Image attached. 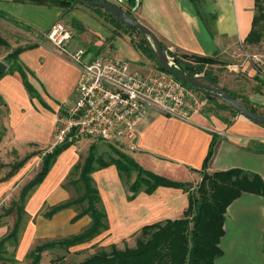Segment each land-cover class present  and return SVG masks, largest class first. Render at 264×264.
Here are the masks:
<instances>
[{
  "label": "crops",
  "instance_id": "0c3cea01",
  "mask_svg": "<svg viewBox=\"0 0 264 264\" xmlns=\"http://www.w3.org/2000/svg\"><path fill=\"white\" fill-rule=\"evenodd\" d=\"M128 7L173 52L214 56L219 60L232 58L240 50L257 13L256 0H136L134 6L128 3ZM57 20L75 29L76 36L68 45V52L39 42L20 54L21 61L34 72L29 79L41 98L31 96L21 74L10 72V66L0 74V97L10 110L9 130L15 134V141L33 143L35 147L51 143L57 114L74 102L81 65L69 53L84 48L83 61H90L102 54L99 50L109 37V30L81 4L63 7L34 0H0L2 34L20 29L47 37ZM242 64L243 71L257 75L248 61ZM18 98L25 101L23 107L19 106ZM214 134L217 143L208 163L209 172L239 167L264 178V125L224 109L201 111L190 119L151 112L139 125L133 156L147 170L172 180L197 183ZM77 148L74 143L58 155L25 203V208L27 204L33 209L47 205L43 213L46 218L70 216L74 232L65 237L81 232L92 221L90 215L75 219L79 212L75 206L45 216L51 206L73 198L62 182L79 164ZM92 176L108 215L113 240L137 234L146 224L182 218L189 205L188 192L169 186H159L152 193L141 190L130 198L127 180L120 176L115 164L95 170ZM3 186L5 183L0 184V188ZM219 245L223 253L215 264H264L263 195L244 192L229 205Z\"/></svg>",
  "mask_w": 264,
  "mask_h": 264
},
{
  "label": "trees",
  "instance_id": "16d2710c",
  "mask_svg": "<svg viewBox=\"0 0 264 264\" xmlns=\"http://www.w3.org/2000/svg\"><path fill=\"white\" fill-rule=\"evenodd\" d=\"M34 1L63 7L78 4V2L73 0ZM128 3L134 6L136 0H128ZM256 6L258 12L261 8V0H256ZM92 7L101 10L104 9L97 6ZM104 10L116 22L123 23L133 28L123 20L115 17L109 10ZM125 10L134 16L130 9ZM257 17L258 14L256 13L252 30L245 39L247 43H254L260 39V32L257 31L255 27ZM142 40L144 42L142 51L147 52L149 56L156 60L147 41L143 37ZM162 45L169 55H172L174 59H176L177 67L191 74H196L204 70L205 63L220 62V60L214 56L178 54L170 50L163 42ZM0 46L10 47V42L3 37L1 33ZM35 46L37 45L18 46L11 53L7 54L5 59L12 61L9 71H16L21 74L23 83L31 96L41 98L40 93L29 79V75H34V72L20 59V54L24 50L34 48ZM187 57L196 61V65H192L188 62ZM158 67L162 69L159 65ZM206 75L218 82V78L213 75L210 70L206 71ZM183 83L194 87L185 81H183ZM231 93L233 96L239 98V96L233 92ZM205 94L210 98H214L211 94L206 92ZM244 101L243 102L251 110L258 112L250 100L244 99ZM227 106L233 109L228 104ZM74 143V141H64L56 144L51 150L45 151L42 156L40 170L22 187L20 196L12 207V210L15 211L16 214V220L12 229L0 239V262L5 259L4 252L7 245L12 244L16 246L19 243L25 220V203L30 192L45 179L56 162L58 155ZM216 143L217 135L214 134L202 169L200 170L202 177L197 187V195L193 192L192 182L172 180L147 170L135 158L119 149H116L117 157L111 156L109 160H106L104 157L96 154L95 145L92 144L84 162L77 164L75 167L76 169H80L78 180L82 183L83 192L76 197L51 206L45 213V216L51 217L53 214L65 208L80 206L81 208L75 219L84 215H90L92 218L90 225L81 232L71 236L36 245L29 253V256L32 258L29 264H39L41 254L45 250L55 247L69 249L73 246L91 241L97 235L109 229L108 215L103 206L99 190L94 182L92 174L95 170L110 164L116 165L122 178H130L134 171L137 172L136 179L132 183H128L131 192L130 198H133L141 190L152 193L159 186H169L180 188L188 192L189 205L182 218L175 220L168 219L165 222H155L144 225L140 230L141 236L137 239L134 247L127 246L124 249H120L113 244L110 251L103 250L77 264H215V260L223 253L219 243L224 234V223L229 205L244 192L264 196V178L259 173L239 167L216 170L214 172H209L207 170ZM259 150L263 151L262 149ZM28 158L29 156H26L21 161L17 162L13 166V170L22 167ZM164 245H167L168 254L161 252ZM161 256H168L169 260L158 262V258ZM64 260V256H57L52 262L53 264H62Z\"/></svg>",
  "mask_w": 264,
  "mask_h": 264
},
{
  "label": "rangeland",
  "instance_id": "374dc122",
  "mask_svg": "<svg viewBox=\"0 0 264 264\" xmlns=\"http://www.w3.org/2000/svg\"><path fill=\"white\" fill-rule=\"evenodd\" d=\"M112 2H117V4L124 9L130 8L128 7V2L123 4L118 1ZM78 4L88 8L91 13L102 21V23L104 22L108 26L109 37L104 41L99 53H110L115 58L126 60L130 64L131 71H138L141 74L149 72L154 66L158 67L157 61L149 56L147 52L142 51L144 42L139 31L123 23L116 22L104 9H96L89 4ZM129 5L132 7L130 3ZM257 14L258 17L255 27L257 31L260 32V39L258 41L254 43H241L240 50L234 57L221 59L220 62L217 63H205L204 70L196 74L206 75V71L210 70L212 74L218 78V83L239 96V99L242 101H244V99L250 100L258 112H264V79L259 74L253 75L250 74L248 70L243 71L241 69L243 67L242 62H244V52H264V0H261V8L258 10ZM71 29L74 32V38L76 32L75 29ZM2 35L10 42V47L0 46V60L4 61L8 66H11L12 61L6 60L5 57L16 47L38 44L39 42L51 44L45 34L34 31H23L19 29L14 33L4 32ZM169 56L174 58L172 55ZM137 57L140 58L137 59ZM187 61L192 65H196L197 63L189 57H187ZM232 63L239 65V68L235 70L232 69L229 66V64ZM201 95L207 99V104L202 109L203 112L207 113L211 109L218 112L219 109H224L230 111L234 115L237 114L236 111L229 108L220 98L216 96L210 98L205 92H202ZM18 104L20 107H23L25 101L18 98ZM9 123L10 110L4 100L0 98V184L5 183V186L0 188V238L5 236L13 227L16 214L15 211L12 210V207L14 202L19 198L21 188L40 170L43 154L45 151L50 150L55 143L54 133L56 125L51 143L48 145L40 144L35 147L33 143H20L15 141L16 136L13 131L9 130ZM82 139L75 142L78 146L77 154L79 158L76 161L77 163L84 162L92 144L95 145L96 154L104 157L106 160H109L111 156H118L116 149L134 158L133 154L135 150L120 147L116 143H110L102 139L90 138L87 136ZM26 155L30 156L26 164L13 170V166ZM66 159L70 160L71 158L67 157ZM63 166L64 164L62 163L60 167L63 168ZM79 171V168L71 169L62 182V186L69 191L71 197L78 196L83 192L82 183L78 180ZM136 176L137 172L134 171L130 178L125 177L124 179L125 181L127 180V183H132L136 179ZM198 184L199 182L192 183L195 195L198 194ZM36 189L33 190L31 195L35 193ZM36 202L38 203L39 199H37ZM80 208V206H75L76 212H78ZM47 209V205L33 209L31 207L29 208L26 204V216L19 243L16 246L12 244L7 245L4 252L5 259L2 260L0 264H29L32 261L29 253L36 245L65 238V236L74 232V222L71 221L70 216H53L52 218H46L43 216V213ZM109 231L110 230L103 231L91 241L73 246L69 249L55 247L45 250L41 254L39 264H53L52 261L57 256H64L65 260L62 264H77L103 250L110 251L113 244L120 249H124L127 246L134 247L137 239L141 236L139 232L129 237L115 238V240H113L110 238L111 234ZM161 252L168 254L167 245L163 246ZM168 260V256H161L158 258V262Z\"/></svg>",
  "mask_w": 264,
  "mask_h": 264
},
{
  "label": "built area",
  "instance_id": "2783aa9c",
  "mask_svg": "<svg viewBox=\"0 0 264 264\" xmlns=\"http://www.w3.org/2000/svg\"><path fill=\"white\" fill-rule=\"evenodd\" d=\"M73 30L62 20L55 21L47 38L57 49L68 52ZM86 50L69 53L81 65L74 102L57 115L55 143L78 141L84 137L102 139L134 150L139 125L151 112L190 119L207 104L198 89L188 86L157 66L141 74L131 71L128 61L99 54L83 61ZM248 61L264 79V52L246 51ZM232 69L239 65L229 64ZM50 149V150H51Z\"/></svg>",
  "mask_w": 264,
  "mask_h": 264
},
{
  "label": "water",
  "instance_id": "95a60500",
  "mask_svg": "<svg viewBox=\"0 0 264 264\" xmlns=\"http://www.w3.org/2000/svg\"><path fill=\"white\" fill-rule=\"evenodd\" d=\"M82 4L102 7L109 10L115 17L123 20L126 24L135 28L147 41L152 54L158 65L165 71L174 75L178 79L189 83L199 91L206 92L223 100L226 104L244 115L256 124L264 125V112L251 110L241 99L232 95L223 85L214 81L204 74H191L188 71L177 67L176 59L171 58L164 49L162 41L157 33L147 24L129 14L122 6L110 0H73ZM124 3L125 0H119ZM8 65L0 60V74L7 71Z\"/></svg>",
  "mask_w": 264,
  "mask_h": 264
}]
</instances>
